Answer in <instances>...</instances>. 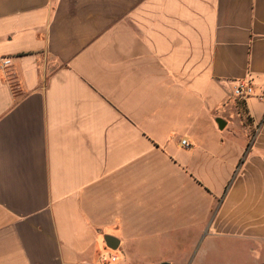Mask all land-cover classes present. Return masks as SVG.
Listing matches in <instances>:
<instances>
[{"label": "crops", "instance_id": "crops-1", "mask_svg": "<svg viewBox=\"0 0 264 264\" xmlns=\"http://www.w3.org/2000/svg\"><path fill=\"white\" fill-rule=\"evenodd\" d=\"M5 58L0 264H264V0H0Z\"/></svg>", "mask_w": 264, "mask_h": 264}, {"label": "built area", "instance_id": "built-area-1", "mask_svg": "<svg viewBox=\"0 0 264 264\" xmlns=\"http://www.w3.org/2000/svg\"><path fill=\"white\" fill-rule=\"evenodd\" d=\"M10 59H2L0 60V68H5L10 65ZM233 97L238 100H245L246 98L250 97L253 94V88L248 81L240 80L235 83V86L232 91ZM182 146H186V141H181ZM115 257H111V261H115Z\"/></svg>", "mask_w": 264, "mask_h": 264}, {"label": "water", "instance_id": "water-1", "mask_svg": "<svg viewBox=\"0 0 264 264\" xmlns=\"http://www.w3.org/2000/svg\"><path fill=\"white\" fill-rule=\"evenodd\" d=\"M217 123L220 126V121L219 120L217 121ZM220 127H222V126H220ZM104 241H105V244H106L107 247H109V248H111L113 250L116 249L118 242L114 238L105 236L104 237ZM160 264H169V263L163 262V263H160Z\"/></svg>", "mask_w": 264, "mask_h": 264}, {"label": "trees", "instance_id": "trees-1", "mask_svg": "<svg viewBox=\"0 0 264 264\" xmlns=\"http://www.w3.org/2000/svg\"><path fill=\"white\" fill-rule=\"evenodd\" d=\"M244 100H237V106L240 112V115L242 116L244 123L248 124L250 122V118L246 115V112L244 110Z\"/></svg>", "mask_w": 264, "mask_h": 264}, {"label": "rangeland", "instance_id": "rangeland-1", "mask_svg": "<svg viewBox=\"0 0 264 264\" xmlns=\"http://www.w3.org/2000/svg\"><path fill=\"white\" fill-rule=\"evenodd\" d=\"M108 257V256H107Z\"/></svg>", "mask_w": 264, "mask_h": 264}]
</instances>
